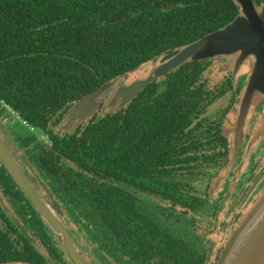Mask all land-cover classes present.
Listing matches in <instances>:
<instances>
[{
	"label": "flooded vegetation",
	"instance_id": "obj_1",
	"mask_svg": "<svg viewBox=\"0 0 264 264\" xmlns=\"http://www.w3.org/2000/svg\"><path fill=\"white\" fill-rule=\"evenodd\" d=\"M254 2L264 7V0ZM178 51L118 79L124 77L125 85L145 80ZM253 68L251 58L234 66L213 56L186 61L144 85L137 95L151 86L153 102L162 101L169 88L173 96L161 119L159 110L150 123L141 116L135 136H129L139 138L138 154L148 158L139 170L110 167L103 175L90 168L80 142H65L88 119L69 129L62 121L36 128L22 124L0 100V122L6 121L0 130L31 186L58 210L86 264H218L264 195V94L254 86L246 104L244 98L251 76L264 75ZM206 90L217 98L205 105ZM144 100L140 96L141 104ZM191 105L196 107L191 118L180 119ZM11 116L18 120L7 122ZM0 229L7 242L23 246L21 234L36 244L47 264H73L1 158ZM46 238L55 244L54 256L47 253ZM0 264L36 263L12 258Z\"/></svg>",
	"mask_w": 264,
	"mask_h": 264
},
{
	"label": "trees",
	"instance_id": "obj_2",
	"mask_svg": "<svg viewBox=\"0 0 264 264\" xmlns=\"http://www.w3.org/2000/svg\"><path fill=\"white\" fill-rule=\"evenodd\" d=\"M236 12L232 0H0V99L32 126L45 129L62 121L77 99L224 27ZM120 15L127 17L110 22ZM171 90L153 102L151 86L145 87L124 108L94 114L65 142H80L83 161L103 175L110 167L139 170L148 158L138 154L139 138L129 136H135L141 116L150 123L159 110L161 119ZM206 96L205 105L217 98L209 90ZM195 110L189 106L180 119L191 118ZM20 236L23 246L7 242L0 229V263L14 258L47 264L37 245ZM47 238V253L54 256L55 244Z\"/></svg>",
	"mask_w": 264,
	"mask_h": 264
},
{
	"label": "water",
	"instance_id": "obj_3",
	"mask_svg": "<svg viewBox=\"0 0 264 264\" xmlns=\"http://www.w3.org/2000/svg\"><path fill=\"white\" fill-rule=\"evenodd\" d=\"M232 1L238 13L226 27L183 45L172 58L154 69L145 80L125 85L124 77H122L115 81H108L77 99L68 109L61 122L62 126L69 129L77 123L89 119L97 112L102 103L101 112L104 114L119 110L124 104L134 99L143 86L151 80L189 60L219 56L227 65L238 66V63H241L245 58H251L254 60V72L263 73L264 7L260 9L254 0ZM175 6L167 5L164 8L169 9ZM125 17L127 16L120 15L110 19V22L120 21ZM256 75L254 74V76ZM249 83L247 93L244 96L245 104L254 91V86L258 92L264 94V75H257L255 78L251 76ZM11 118L13 119V116ZM5 122L1 121L0 123ZM5 143L4 135L0 130V158L4 165L59 239L73 264H86L78 253L70 233L60 220L58 210L55 209L56 212H54L39 197ZM218 264H264V195L241 223L235 236L223 251Z\"/></svg>",
	"mask_w": 264,
	"mask_h": 264
},
{
	"label": "built area",
	"instance_id": "obj_4",
	"mask_svg": "<svg viewBox=\"0 0 264 264\" xmlns=\"http://www.w3.org/2000/svg\"><path fill=\"white\" fill-rule=\"evenodd\" d=\"M1 102L4 104L5 108H7L13 115L18 116L17 112L14 109H12L8 104H6L4 101H1ZM22 124L29 125L27 120H25L23 118H22Z\"/></svg>",
	"mask_w": 264,
	"mask_h": 264
},
{
	"label": "rangeland",
	"instance_id": "obj_5",
	"mask_svg": "<svg viewBox=\"0 0 264 264\" xmlns=\"http://www.w3.org/2000/svg\"><path fill=\"white\" fill-rule=\"evenodd\" d=\"M220 60L221 61H223V59H221L220 58ZM135 77H137L136 76V74H132V78H135ZM0 100H2V99H0ZM7 109V108H6ZM8 112H10L9 110H8ZM11 113V112H10ZM12 114V113H11ZM13 115V114H12ZM17 115H18V113H17ZM13 116H15V115H13ZM17 117V116H16ZM18 119L17 118H15V120H13V119H7V122H9V123H15L16 121H17ZM228 193V192H227Z\"/></svg>",
	"mask_w": 264,
	"mask_h": 264
}]
</instances>
